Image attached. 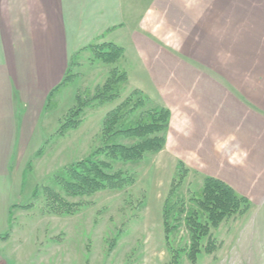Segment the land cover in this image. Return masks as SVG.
<instances>
[{"label":"rangeland","instance_id":"obj_1","mask_svg":"<svg viewBox=\"0 0 264 264\" xmlns=\"http://www.w3.org/2000/svg\"><path fill=\"white\" fill-rule=\"evenodd\" d=\"M139 3L136 22L130 23L124 12L122 27L90 45L108 43L103 39L121 44L130 68L127 71L130 82L117 88L115 100L85 107L79 115V126L62 135L58 130L66 118H70L68 112L76 108V96L79 100H89L104 84L111 68L123 71L122 62L104 64L95 59L89 46L74 59L71 82L49 97L55 87L47 91L46 85L50 84L47 71L36 69L29 61L21 64L17 49V60L13 63L12 51L8 54L4 51L0 35V55L2 48L7 55V59L5 56L4 60L0 59V264H264V229L251 225L254 214L249 212L250 207L243 214L223 220L217 228H210L207 237L201 240L195 259L189 257L190 233L185 222L192 211H197L192 199L199 195L203 180L208 176L196 165L187 167L180 162L188 173L165 205L181 169L177 168L178 161L172 159L171 154L161 153L164 149L147 154L138 162H112L115 171L123 172L133 181L120 190L72 198L56 183L55 177H65V167L86 159L110 143L102 134L103 120L109 111L126 101L133 90H139L147 100L135 110L131 122L139 111L158 110L165 105V98L172 100L179 94L176 76L173 82H165L163 69L156 60L153 68L147 67V74L143 59L134 47L136 44L130 43L136 31L143 33L142 22L154 13L152 3L156 11L165 15L164 0ZM171 8L179 13V6ZM142 35L150 37L147 31ZM156 43L162 53L165 49L172 54L173 62L188 63L193 76L205 73L197 81L214 77L211 68L199 67L201 64L195 55L159 41ZM243 49L241 37L235 47L229 48V53L225 52L228 49L222 50L221 61H231L235 56L236 64L242 68ZM19 74L31 85H18L19 79L24 80ZM203 85L197 86L202 89L201 93L210 91L209 85ZM140 98L132 97V103ZM121 143L131 144L130 141ZM45 187L66 202L77 204L78 210L72 215L52 212ZM35 189L38 190L33 197ZM165 209L169 213L166 238ZM199 220L204 222L202 217ZM207 241L215 244L209 254L204 251Z\"/></svg>","mask_w":264,"mask_h":264},{"label":"crops","instance_id":"obj_2","mask_svg":"<svg viewBox=\"0 0 264 264\" xmlns=\"http://www.w3.org/2000/svg\"><path fill=\"white\" fill-rule=\"evenodd\" d=\"M139 1L0 0L4 51H12L14 63L17 49L21 64L29 61L47 71L50 84L46 89L52 90L61 83L70 57L116 32L123 26L124 12L130 23L136 22ZM152 5L154 13L141 24L142 34L147 31L150 37L136 31L130 43L138 46L134 47L146 71L156 60L165 82H173L176 76L179 83V94L172 100L165 98L161 107L170 112L161 153L171 154L187 167L196 165L204 175L246 198L254 214L251 225L264 229V0H164L163 16ZM172 5L179 6V13ZM241 37L242 68L235 56L221 61L222 50L229 53ZM156 41L195 55L198 66L211 68L214 77L197 81L205 73L193 76L188 63L173 62L172 54L165 49L162 53ZM103 42L123 48L117 42ZM123 50L120 62L129 83L130 68ZM4 56L7 59L2 48L0 59ZM18 77L24 79L18 85H31L23 75ZM204 83L210 91L201 93L197 86Z\"/></svg>","mask_w":264,"mask_h":264},{"label":"trees","instance_id":"obj_3","mask_svg":"<svg viewBox=\"0 0 264 264\" xmlns=\"http://www.w3.org/2000/svg\"><path fill=\"white\" fill-rule=\"evenodd\" d=\"M89 48L93 50L95 59L107 65L119 62L124 54L123 48L113 43H103L98 46H90ZM77 56L78 53L70 57L61 83L49 93V97L62 85H67L71 82L74 77L71 69L76 65L74 59ZM126 82L127 75L125 72H120L116 67L111 68L108 78L99 89L97 88L98 90H96L93 97L89 100H79V97L76 96L78 104L76 108L68 112L70 118H66L64 123L60 125L58 133L62 135L67 130L76 129L80 124L79 115L85 107L92 106V104L102 105L115 100L117 98V88L121 84H126ZM134 96H140L141 98L132 103V97ZM146 100V97L140 91L133 90L126 101L106 114L103 120L102 134L106 136L110 143L97 149L86 159L65 167L63 170L64 178L55 177L56 183L60 185L66 196L76 198L106 190L123 189L127 185H131L133 181L123 172L115 171L112 162H138L145 155L156 154L164 148L170 120V112L167 109L139 111L134 117V121L131 122L130 120V118L135 116V110L140 109ZM116 138L121 141H130L131 144L126 145L121 143V141L118 143L111 142V140ZM101 156L107 159L100 160ZM177 168L181 169V174L178 175L179 180L177 183H173L170 188L168 197L164 201L165 205L188 173V169L180 162L177 163ZM36 190L38 189H35L33 197L36 196ZM44 191L52 204L50 209L55 214L72 215L78 210L77 204L66 202L60 195L46 187ZM192 201L197 211L191 212L190 216L186 218L185 224L190 233L189 257L194 260L199 252L201 240L207 237L209 229L217 228L223 220L230 216L245 213L249 209L250 204L246 198L237 196L224 182L212 177L204 178L199 195L193 198ZM168 214L166 209L163 210L165 238L169 233V228L167 227ZM200 217L204 219L203 223L200 222ZM214 248L215 244L207 241L204 251L209 254Z\"/></svg>","mask_w":264,"mask_h":264}]
</instances>
